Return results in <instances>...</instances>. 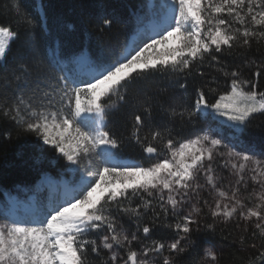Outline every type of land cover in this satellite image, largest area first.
Listing matches in <instances>:
<instances>
[{
	"label": "snow or ice",
	"instance_id": "obj_1",
	"mask_svg": "<svg viewBox=\"0 0 264 264\" xmlns=\"http://www.w3.org/2000/svg\"><path fill=\"white\" fill-rule=\"evenodd\" d=\"M163 7L166 10L153 34L115 60L92 66L88 79L64 75L45 84L47 90L37 85L30 96L19 95L10 103L0 100V115L51 146L77 174L40 214L0 222V264H181L196 246L192 237L199 231L201 217L212 218L206 225L212 230L217 220L251 222V235L264 239V151H237L212 135L178 146L171 138L165 142L159 130L151 133L150 140L147 135L142 139L144 117L134 114L132 135L143 151L156 156L158 148L152 142L159 140L170 157L157 158L146 167L117 160L112 152L119 140L105 121L110 98L123 102L126 96L120 95L121 89L126 91L136 77L149 69L190 72L193 64L205 59L219 64L216 53L264 43V0H168ZM112 22L108 17L101 20L104 27ZM18 38L10 26L0 25V63ZM248 64L255 66V79H241L239 70L229 73L221 68L225 76H231L230 91L209 102V93L198 89L194 103L185 109L188 117L206 116L212 110L233 122L234 136L243 135L254 114L264 115V91H258L264 62ZM28 71L21 66V75ZM144 112L150 115L149 108ZM218 158L235 177L227 186L212 175ZM135 197L140 202L133 207ZM188 206L191 210L186 211ZM149 214L153 219L145 222ZM122 216L135 223V231L124 226ZM170 216L177 221L163 227L172 230L174 237L151 238L154 228ZM245 239L241 236L240 242ZM258 259L264 264V250ZM217 260L207 249L203 257L188 264H216Z\"/></svg>",
	"mask_w": 264,
	"mask_h": 264
},
{
	"label": "trees",
	"instance_id": "obj_2",
	"mask_svg": "<svg viewBox=\"0 0 264 264\" xmlns=\"http://www.w3.org/2000/svg\"><path fill=\"white\" fill-rule=\"evenodd\" d=\"M147 6V0H0V25L10 26L19 33L6 61L0 63V100L6 99L10 103L19 95L30 96L37 85L47 90L45 84L54 83L65 74H78L80 79H86L83 71H77L75 60L84 54L92 66L115 60L124 52L137 28L147 20ZM105 17L112 19L110 27L101 24ZM27 18L33 23L28 24ZM216 55L219 64L205 59L202 64H193L190 72L149 69L132 80L126 91L121 89L120 95L126 96L123 102H117L116 96L110 98L112 106L105 121L107 130L119 140L118 147L112 149L117 159L147 167L157 158L170 156L164 144L157 140L152 143L158 153L150 161L132 135L134 114L144 117L145 123L139 133L142 139L147 135L150 140L151 133L159 130L165 142L171 138L178 146L203 136L211 124L198 115L189 118L185 112L194 103L196 91L203 88L209 93V102L230 91L231 76H225L221 68L229 73L239 70L241 79H255V66L249 65L248 61L264 62V43H253L251 49L236 48ZM22 65L29 69L23 75L20 72ZM17 75L21 77L19 80ZM210 89L216 91L213 93ZM258 91H264V75L259 78ZM146 107L150 109V115L144 112ZM240 136L245 142L264 144V115H253ZM46 177L68 180L66 161L51 146L44 145L35 135L20 131L11 119L0 115V203H5L6 197L13 194L33 189ZM139 202V197H135L132 206ZM153 207H156L155 203ZM120 219L129 231H135L132 220L123 216ZM144 219L147 222L153 217L149 214ZM176 221L177 218L171 216L161 220V226L154 228L151 238L165 241L173 238L175 233L163 224ZM212 222L210 217H201L199 231L192 237L196 246L182 257L181 264L200 259L208 248L215 251L216 264H248L249 260L260 264L258 257L264 250V239L253 237V228L234 221L222 223L217 220L214 230L208 229L206 225ZM241 236L246 237L243 243ZM253 244L255 248L251 246Z\"/></svg>",
	"mask_w": 264,
	"mask_h": 264
},
{
	"label": "rangeland",
	"instance_id": "obj_3",
	"mask_svg": "<svg viewBox=\"0 0 264 264\" xmlns=\"http://www.w3.org/2000/svg\"><path fill=\"white\" fill-rule=\"evenodd\" d=\"M166 1L167 2L160 0L158 2V6L155 11L152 10V4H149L147 8L148 23L143 26L145 31H147L148 29H152L151 26L154 25L155 22L161 21L162 16L165 12V8L163 6L168 3V0ZM153 32H154L153 30L150 31V35L153 34ZM139 33L136 36L137 37L136 41L137 40L140 41L141 39H143L144 37L148 35L147 33L145 34L143 33L139 34ZM161 50H162V46H161ZM75 65L77 66V69L80 68L81 70L85 71L86 76L88 77V74L92 68L89 60H86V58L83 57L75 61ZM65 75H68V74H65ZM212 121L216 122L217 124H214ZM212 121H210L211 125L204 135H212V136H215L216 138H222L225 143H227L230 147L234 146L237 151H241L244 148H252L257 153L264 151V144L257 143V142H245L243 139L239 137L238 133L236 136H234L233 135L234 127L232 126L233 122L229 121L226 116H222L219 113L212 112ZM64 160L66 161L67 166L70 168V174L74 175V173L71 171V168L73 166L69 165L66 159ZM151 160H153V158H150V161ZM127 163H133V162H127ZM152 163L153 162H150V164ZM214 168H215V171L212 173V175L214 177H220V182L224 184L225 186H227L230 181L235 180V177L232 174V170L230 168L223 167V158L217 159V161L214 164ZM71 181H73V179H70L69 181H66V180L60 181V180H52L48 178L44 182L39 183L37 187L35 188V191H39L38 193L39 195L37 199L38 207L35 210L37 211L36 215L40 214L46 207H48L56 198H58L61 195V192L60 193L56 192V195H55V191L57 190V188L63 189L64 186ZM200 182L202 184L205 183V177L203 176V174H201ZM249 183L251 184V181H249ZM208 198L209 200H211L210 197ZM13 200L14 199H7V201L9 202H13ZM25 201L27 202V199ZM185 210L186 211L191 210L190 206L186 207ZM5 218H9V217H7L6 214L2 211V208H0V222H3ZM233 221L239 224H242L246 228H254V225L251 222H245L242 220H232L229 222H233ZM208 249H211L215 253V251L212 248H208ZM204 264H206V262H204Z\"/></svg>",
	"mask_w": 264,
	"mask_h": 264
},
{
	"label": "bare ground",
	"instance_id": "obj_4",
	"mask_svg": "<svg viewBox=\"0 0 264 264\" xmlns=\"http://www.w3.org/2000/svg\"><path fill=\"white\" fill-rule=\"evenodd\" d=\"M163 1L166 2V0H163ZM134 42H135V35L131 37L127 47L124 50V52L128 51L134 45Z\"/></svg>",
	"mask_w": 264,
	"mask_h": 264
},
{
	"label": "water",
	"instance_id": "obj_5",
	"mask_svg": "<svg viewBox=\"0 0 264 264\" xmlns=\"http://www.w3.org/2000/svg\"><path fill=\"white\" fill-rule=\"evenodd\" d=\"M149 156V155H148ZM150 157V156H149ZM153 157H155V156H153Z\"/></svg>",
	"mask_w": 264,
	"mask_h": 264
}]
</instances>
